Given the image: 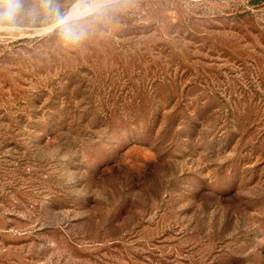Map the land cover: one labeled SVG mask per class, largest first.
Segmentation results:
<instances>
[{"label":"rangeland","instance_id":"rangeland-1","mask_svg":"<svg viewBox=\"0 0 264 264\" xmlns=\"http://www.w3.org/2000/svg\"><path fill=\"white\" fill-rule=\"evenodd\" d=\"M0 264H264V0H23Z\"/></svg>","mask_w":264,"mask_h":264},{"label":"clouds","instance_id":"clouds-1","mask_svg":"<svg viewBox=\"0 0 264 264\" xmlns=\"http://www.w3.org/2000/svg\"><path fill=\"white\" fill-rule=\"evenodd\" d=\"M49 12L55 11L64 38L69 42H76L84 34L80 21L66 19L58 10L51 8ZM23 12V0H0V25H15L17 17Z\"/></svg>","mask_w":264,"mask_h":264},{"label":"bare ground","instance_id":"bare-ground-1","mask_svg":"<svg viewBox=\"0 0 264 264\" xmlns=\"http://www.w3.org/2000/svg\"><path fill=\"white\" fill-rule=\"evenodd\" d=\"M75 10V9H74ZM72 11L67 17H66V19H71V18H73V15L75 14V11ZM75 16V15H74Z\"/></svg>","mask_w":264,"mask_h":264},{"label":"water","instance_id":"water-1","mask_svg":"<svg viewBox=\"0 0 264 264\" xmlns=\"http://www.w3.org/2000/svg\"><path fill=\"white\" fill-rule=\"evenodd\" d=\"M59 26H60V24H59Z\"/></svg>","mask_w":264,"mask_h":264}]
</instances>
